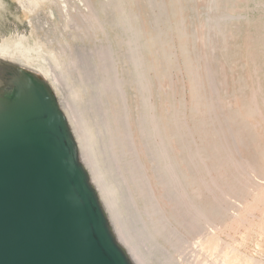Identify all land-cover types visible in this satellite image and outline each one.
<instances>
[{"label": "rangeland", "instance_id": "374dc122", "mask_svg": "<svg viewBox=\"0 0 264 264\" xmlns=\"http://www.w3.org/2000/svg\"><path fill=\"white\" fill-rule=\"evenodd\" d=\"M120 1L122 9L119 11L114 5ZM213 1L184 0L185 3L181 6L178 17L172 13V0H0V46L9 44L12 39L23 38L32 45L33 49L38 50L39 54L56 62L65 61L66 56L61 52L64 47V49L66 46L71 49L78 59L79 70L87 69L88 71L87 86L94 102H91L90 97L86 100L84 97L78 99L76 95L68 92L69 88L65 84L60 83L56 89L60 106L64 111L71 112L74 108L72 101L76 100L75 105L88 113L92 123L94 118L90 116V113L95 116L97 114L100 124L105 117H115L116 126L120 127L118 129L122 135H118V138L115 136L116 145L124 143L128 153H132L128 158L138 159V164L134 166L138 175L142 177V175L145 176L142 163L145 162L147 167L149 163L144 154L136 152L135 142L137 136L143 139V144L146 138L135 129L132 130L130 126L131 118L137 119L139 114V98L137 93L135 94L129 87L120 88L122 92H118L116 88V85L122 83L121 76H124V79L127 77V66L124 62L128 51L125 48L116 50L115 44L120 34L118 28L103 25L91 30L92 19L89 18V13L93 8L99 18L106 14L111 22H117L120 13L134 16L140 14L142 18L139 16V23L136 20V26L141 32L143 41L152 35L154 27L159 24L161 32L157 34V37L167 40V46L164 48L171 51L173 60L171 63H166L161 58L160 61L155 59L156 69H159L158 72H154L155 75L153 71L147 69L151 76L152 93L148 104L154 107L156 117H169V114L176 110L181 119L189 121L191 127L193 119L211 118L205 113L203 106H201V112L203 111L201 115L193 117L192 120L190 118L193 94L191 77L186 69L182 51L184 47L187 56L200 59L198 62L199 81L202 85L200 100L203 103L211 101L209 107L218 116L216 117L218 121L209 128L218 130L225 148L230 149L236 159L239 161L251 159L249 160L251 168L247 176L238 175L231 168L210 172L209 176L212 180H218L220 176H223L222 179L228 183L229 188L234 186V189H225L223 193L212 189L210 195L207 194L205 206L209 210H214L218 218L212 223L194 226L190 234L186 235L181 242L179 251L173 254L174 261L176 264H203L204 262L205 264H222L224 255L229 253L230 258L227 263L230 264H264V149H261L264 144V138L261 139L263 128L258 126L257 117L244 116L247 102L252 94L249 87L253 82H257V79L261 81L264 77V34L256 38L257 41H263L262 46H255L254 42L251 52H248L246 48L247 39L254 37L257 33L258 22H264V1ZM106 3L110 8L104 14L101 6ZM161 3L167 9L165 20L163 17H155V20L151 13L155 16L157 13L155 9L157 10ZM222 13L228 15L229 19L221 33V31L218 32L219 30L209 28L208 23L217 19ZM178 29L184 31V37L180 36ZM248 53L252 56L249 57ZM143 56L145 62L150 64L152 54L144 49ZM95 67L98 68L97 71ZM98 86L104 87L103 95L99 96L102 99H99L97 95ZM122 87H124L123 84ZM0 90H2L1 85ZM237 112H241L243 116H239ZM106 129L108 130L107 127ZM107 130H102L104 139H107L110 134ZM208 138L210 141L214 140L212 136ZM192 141L199 142V135L194 134L189 137L188 144ZM116 153H120L118 158H114ZM122 153L124 150L110 156L111 154L107 152L104 155L105 161L107 164L111 160L122 163ZM148 159L151 160L149 154ZM132 162L136 163V160ZM224 163L226 164L225 156L219 160V164ZM209 164L211 167L212 163ZM151 168L153 174L159 172L158 165L155 164ZM148 173L147 171L146 175ZM209 176H205V179L210 183ZM152 185L153 187L147 186L146 189L149 196L161 191L160 185L155 184V181H152ZM213 194L218 200L214 207ZM168 198L173 202L175 194L171 193ZM215 247L216 250H208ZM145 248L153 253L149 264H165L166 261L161 255L148 246ZM168 249L170 248H162L161 253L169 254ZM135 260L136 263L141 264L137 258Z\"/></svg>", "mask_w": 264, "mask_h": 264}, {"label": "bare ground", "instance_id": "6f19581e", "mask_svg": "<svg viewBox=\"0 0 264 264\" xmlns=\"http://www.w3.org/2000/svg\"><path fill=\"white\" fill-rule=\"evenodd\" d=\"M172 2V13L174 16L179 17L181 6L185 2L184 0H172ZM114 6L120 11L122 9L121 1ZM213 7L216 8V6ZM109 8L108 3H106L101 6V11L105 14ZM155 11L157 12L155 16L151 13L153 18L163 17L165 20L166 6L161 3ZM139 16L142 18L140 14ZM139 16L122 15L120 13L117 22H111L106 14L99 18L93 8H91L89 13V18L92 19L91 30L98 29L103 25H111L114 28H118L120 34L116 40V50L120 51L125 48L128 51L124 62V65L127 66V77L124 79V76H121L122 83L116 85V88H118V92H122L120 88L126 89V87H129L135 94L137 93L139 98V114L136 117L137 119L131 118L130 126L132 130L135 129V131L146 138L144 144L143 139L139 136H137L138 138L135 142L137 146L136 152L141 155L144 154L149 163V167H147L145 162L142 163L145 169V176L142 175L141 177L138 175L134 166L138 164V159L136 157L134 159L128 158L132 153H128L124 143L116 145L115 136L118 138V135H120L118 129L120 127L116 126L115 117H105L103 123L100 124L97 114L95 113V116L90 113V116L94 118L92 123L88 113L75 105L76 100L72 101L74 108L71 109V112H69L70 110L64 111L62 106H60L56 91L60 83L65 84L69 88L68 92L76 95L78 99L84 97L86 100V98L90 97L87 86L88 71L87 69L79 70L78 59L75 53L71 52L72 50L67 48V46L66 49L62 47L63 50L61 51L66 56L65 61L56 62L43 54H39V51L33 49L26 39H12L9 44L0 46V71L3 68L9 71L12 76L20 74V79L25 82L31 83L34 81L40 83L53 98L55 110L61 118L72 143L77 165L82 170L86 183L101 209L111 239L121 251L127 263L138 264L135 260L137 258L141 264H149L153 253L145 248L148 246L164 258L165 264H176L173 254L179 251L181 242L186 235L190 234L193 227L203 223H212L218 218L214 210H209L205 206L207 194L209 193L210 195L212 189L218 193H223L225 189H234V186L229 188L228 183L222 179L224 178L223 176H220L218 180H212L209 176L210 172L231 168L238 175L247 176L248 170L251 168L249 163L251 159L248 158V161L236 159L233 156V152L225 148L222 138L219 137L218 130L216 132L209 128L210 125L213 127L215 121H218L216 118L218 116L209 107L211 101L203 103L200 100V89L202 86L198 75L200 68L198 62L200 59H192L187 56L184 47L182 51L186 69L191 77V92L193 94L190 118L192 120L193 117H198L202 114L201 106L204 107L205 113L211 118L207 120L193 119L191 127L189 121L181 119L180 114L176 110L169 114V117H156L154 107L148 104L152 93L150 89L151 76L148 74L147 69L153 71L155 75L159 71L155 66L156 60L160 61L161 58L163 62L171 63L173 54L170 50L164 48L167 46V40L157 37V34L161 32L159 24L154 27L152 35L144 36L146 38L143 41L141 32L136 26V23H139ZM228 19V15L222 13L217 19L211 20L208 26L222 33L225 29L224 24L227 23ZM263 23L262 21L258 22L257 33L254 34V37L247 39L246 48L248 52H251L254 42L255 46H262L261 43L263 41H257L256 38L264 34ZM178 30L180 36L184 37V31ZM142 33L146 35L144 32ZM239 37L241 38L240 34ZM144 49L148 50L154 57H151L152 61L150 64H147L144 60ZM248 55L249 57L252 56L250 53ZM252 61L254 62V60ZM97 69L95 67V71ZM205 69L208 70L206 66ZM155 77L157 78V76ZM257 80L249 87L252 90V94H250V99L247 102L244 116L258 118V126L263 128V134L261 135V139H263L264 77L261 78V81ZM122 84L124 87H122ZM103 91L104 87L98 86V98L103 95ZM90 98L91 102H94L92 97ZM234 103L236 104V102ZM237 113L239 116H243L241 112ZM102 130L110 132L107 139L103 138ZM194 134L199 135V142L192 141V143L188 144L189 137ZM211 136L214 140L210 141L208 137ZM122 140H124V137H122ZM104 147L106 148L104 149ZM261 149H264V144ZM120 150H124V153H122L123 162L116 163V160H111L107 164L104 155L109 152L110 156H112L113 153ZM148 154L151 155V160L148 159ZM118 156H120V153H116L114 158H118ZM223 156L226 157V164H219V160ZM132 160H136V163H133ZM140 162H142V159H140ZM209 163H212L211 167H209ZM155 164L159 166L157 174L152 173L151 167ZM147 171L149 173L146 175ZM140 172H142V169H140ZM205 176L210 177V183L205 179ZM152 181L160 185L161 191L158 193L154 192L149 196L146 193V189L147 186L153 187ZM171 193L175 194L173 202L168 198ZM215 196L213 194L215 200L213 207L218 202ZM162 248H170L168 249L170 253L168 254L167 252L163 255L161 253ZM216 249L215 247L208 250ZM229 258V253H226L222 264H230L227 263Z\"/></svg>", "mask_w": 264, "mask_h": 264}, {"label": "water", "instance_id": "95a60500", "mask_svg": "<svg viewBox=\"0 0 264 264\" xmlns=\"http://www.w3.org/2000/svg\"><path fill=\"white\" fill-rule=\"evenodd\" d=\"M20 77L0 71V264H128L53 98Z\"/></svg>", "mask_w": 264, "mask_h": 264}]
</instances>
